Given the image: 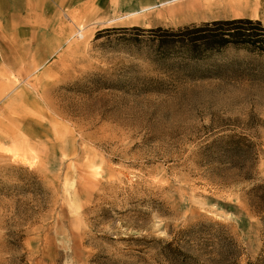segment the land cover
<instances>
[{
  "label": "rangeland",
  "instance_id": "obj_1",
  "mask_svg": "<svg viewBox=\"0 0 264 264\" xmlns=\"http://www.w3.org/2000/svg\"><path fill=\"white\" fill-rule=\"evenodd\" d=\"M38 1L0 32V264H264V53L133 29L211 0Z\"/></svg>",
  "mask_w": 264,
  "mask_h": 264
},
{
  "label": "trees",
  "instance_id": "obj_2",
  "mask_svg": "<svg viewBox=\"0 0 264 264\" xmlns=\"http://www.w3.org/2000/svg\"><path fill=\"white\" fill-rule=\"evenodd\" d=\"M133 29L149 31L150 37L157 40L160 54L163 56L180 53L201 58L229 46L264 53V24L260 19L253 17L235 16L204 20L176 29L161 25L149 28L136 25ZM257 188L264 189V183Z\"/></svg>",
  "mask_w": 264,
  "mask_h": 264
},
{
  "label": "crops",
  "instance_id": "obj_3",
  "mask_svg": "<svg viewBox=\"0 0 264 264\" xmlns=\"http://www.w3.org/2000/svg\"><path fill=\"white\" fill-rule=\"evenodd\" d=\"M51 4L56 0H47ZM70 1V0H64ZM89 0H80V7H84L86 2ZM168 0H95L99 8L105 10H111L114 4L118 2V9H124V11L131 12L135 10H144L151 5H157ZM210 3L215 5V8L201 9L204 14L199 17V19H217V18H233V16H254L255 13L251 10L243 11L236 8H231V4L219 5L218 0L210 1ZM101 4V6H99ZM25 6H32L33 9L39 6L38 0H0V32L2 31V25L5 23H21L25 21ZM198 11V14L201 13ZM25 16V17H24ZM141 23V22H138Z\"/></svg>",
  "mask_w": 264,
  "mask_h": 264
}]
</instances>
